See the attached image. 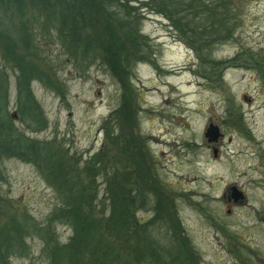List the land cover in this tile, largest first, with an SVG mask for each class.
Here are the masks:
<instances>
[{
    "label": "rangeland",
    "instance_id": "rangeland-1",
    "mask_svg": "<svg viewBox=\"0 0 264 264\" xmlns=\"http://www.w3.org/2000/svg\"><path fill=\"white\" fill-rule=\"evenodd\" d=\"M123 1L124 11L107 7L111 18L89 11V45L44 33L26 6L16 11L23 40L0 36L6 119L59 155L96 219L113 209L120 176L137 231L147 229L128 238L129 254L124 238L110 239L128 264L134 253L141 264H240L225 246L234 234L249 248L244 262L263 264L264 0ZM0 18L19 25L7 10ZM113 32L133 44L124 62ZM42 168L0 159V232L20 247L12 264H52L46 242L74 235ZM233 186L248 203L228 201Z\"/></svg>",
    "mask_w": 264,
    "mask_h": 264
},
{
    "label": "trees",
    "instance_id": "trees-1",
    "mask_svg": "<svg viewBox=\"0 0 264 264\" xmlns=\"http://www.w3.org/2000/svg\"><path fill=\"white\" fill-rule=\"evenodd\" d=\"M24 6L34 11L32 18L36 24H41L40 27L44 33L55 28L59 30L60 39L63 40L64 37L70 36L77 44L78 41H81V43L85 42L88 45L90 38L87 26L90 23L87 15L90 10L96 8L111 18L107 7L109 9L119 8L122 11L127 9L123 0H0V11L7 10L12 18H19L20 16L18 20L16 19L19 21V25L15 23V26L11 24L5 26L0 18L1 37L11 33L13 41L20 42L23 40L25 28L21 21L22 14L16 11ZM43 16L46 21L41 22L40 18ZM83 34L84 39L82 38ZM119 37L123 38L122 35L113 32L111 40L115 46L114 56L117 61L124 62L123 60L130 57L129 49L133 44L125 40L122 41V39H118ZM2 82L3 79L0 77V159L4 157L29 159L47 169L49 171V176H46L48 181L58 197L63 200L61 210L66 223L74 231L70 241L63 245L51 241L46 242L50 263L128 264L129 257L113 249L109 243L110 239L114 240V235H120L116 236L115 239L117 242L122 243L124 238L125 248L122 245V250L125 249L126 254H129L128 238L133 239L132 235L136 238L145 237L147 229L137 231V219L132 211L134 202L128 200L125 193L126 199L121 198L120 176L113 177L115 183L113 187V209H110V214L106 217V220H102L101 217H99L101 219H96L94 217L95 213H90L81 200L84 193L82 185H79L77 178L73 176L71 171L64 168L59 155H56L47 144H39L31 138L25 137L9 119H6L9 118L6 112V91H4L6 82ZM21 86L22 84L19 82L20 89ZM126 90H128V87ZM30 114L31 117L38 118L37 112L34 114L30 112ZM17 243L12 242L7 233L0 232V264H12L9 256L11 252L20 249ZM85 253H89L90 259L84 257ZM131 260L132 264H141L139 256L136 257L135 253L132 255ZM85 261L89 262L85 263ZM184 261H186V256Z\"/></svg>",
    "mask_w": 264,
    "mask_h": 264
},
{
    "label": "flooded vegetation",
    "instance_id": "flooded-vegetation-1",
    "mask_svg": "<svg viewBox=\"0 0 264 264\" xmlns=\"http://www.w3.org/2000/svg\"><path fill=\"white\" fill-rule=\"evenodd\" d=\"M240 192L242 193V197H240V198H236L233 195L232 191L230 193H228L226 195L227 198H228V201L231 202V203H234V205L238 204V203L239 204L248 203V201L245 199L246 195L243 193L242 190H240ZM228 211L231 212V209H229ZM234 236L235 237L232 236V238L229 237V238L226 239L227 241H226V245L225 246H227V250H229V249L233 250V252H235L239 256V258L241 260L240 264H250L249 260H248V263L244 262L243 257L238 254L239 251L241 253H243L242 251L246 252V251L249 250V248L245 245L244 240L242 239V237H239L238 234H234ZM250 251H251V249H250ZM261 262H263V264H264V260L261 261Z\"/></svg>",
    "mask_w": 264,
    "mask_h": 264
},
{
    "label": "water",
    "instance_id": "water-1",
    "mask_svg": "<svg viewBox=\"0 0 264 264\" xmlns=\"http://www.w3.org/2000/svg\"><path fill=\"white\" fill-rule=\"evenodd\" d=\"M220 135L221 133L218 126L211 123L207 129L206 136L209 138L210 141H216ZM231 190L236 198L242 197V193L236 186L231 187Z\"/></svg>",
    "mask_w": 264,
    "mask_h": 264
},
{
    "label": "bare ground",
    "instance_id": "bare-ground-1",
    "mask_svg": "<svg viewBox=\"0 0 264 264\" xmlns=\"http://www.w3.org/2000/svg\"><path fill=\"white\" fill-rule=\"evenodd\" d=\"M161 92L160 91H158V94H160Z\"/></svg>",
    "mask_w": 264,
    "mask_h": 264
}]
</instances>
